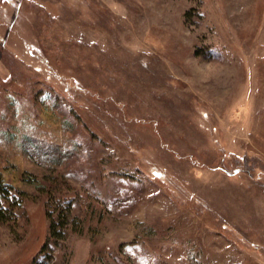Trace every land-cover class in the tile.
<instances>
[{"label":"rangeland","instance_id":"374dc122","mask_svg":"<svg viewBox=\"0 0 264 264\" xmlns=\"http://www.w3.org/2000/svg\"><path fill=\"white\" fill-rule=\"evenodd\" d=\"M0 181V264H264V0H0Z\"/></svg>","mask_w":264,"mask_h":264},{"label":"trees","instance_id":"16d2710c","mask_svg":"<svg viewBox=\"0 0 264 264\" xmlns=\"http://www.w3.org/2000/svg\"><path fill=\"white\" fill-rule=\"evenodd\" d=\"M19 194L16 193V191H13L10 185L4 183L3 181H0V221H3L6 219V210L4 209L6 208V206L4 205L2 200H5V202H7L9 199H11L10 202L12 204H17L18 201L20 203L19 197H17L19 196ZM17 198H18V201H17ZM56 222L57 221L54 218L51 219V224H50L51 234L50 235L54 237H61L62 231L57 229Z\"/></svg>","mask_w":264,"mask_h":264}]
</instances>
